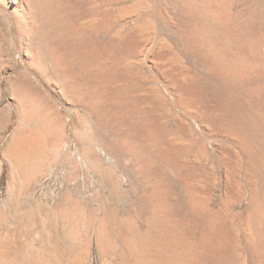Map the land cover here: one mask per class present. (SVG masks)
Listing matches in <instances>:
<instances>
[{
	"label": "rangeland",
	"instance_id": "rangeland-1",
	"mask_svg": "<svg viewBox=\"0 0 264 264\" xmlns=\"http://www.w3.org/2000/svg\"><path fill=\"white\" fill-rule=\"evenodd\" d=\"M22 1L26 15L0 0V112L7 111L0 130V221L6 219L0 238L11 233L12 264L41 262L46 242L58 254L46 264H119L124 238L157 235L152 219L160 214L196 245L217 221L213 249L188 264L259 263L264 0H74L79 24L97 15L105 25L108 67L101 74L90 68L86 78L62 58L76 37L50 18L49 7L61 0ZM129 34L127 44L115 37ZM23 47L43 73L27 67ZM22 106L27 116L18 113ZM224 120L246 145L225 134ZM20 129L35 130L43 146L22 165L6 157ZM12 186L18 203L8 213ZM157 187L161 197L153 194ZM193 197L205 204L200 216L192 213ZM102 228L111 250L98 241ZM260 231L263 244H253Z\"/></svg>",
	"mask_w": 264,
	"mask_h": 264
},
{
	"label": "bare ground",
	"instance_id": "bare-ground-1",
	"mask_svg": "<svg viewBox=\"0 0 264 264\" xmlns=\"http://www.w3.org/2000/svg\"><path fill=\"white\" fill-rule=\"evenodd\" d=\"M5 1L7 3H9L10 5H12V3H13L16 8L22 10L23 11L22 13H25V15H26V10L27 9L25 8L24 2L22 0H5ZM74 4H75L74 0H61L60 4L58 6L55 5V7H51V6L49 7L50 8V14H51L50 18L52 19L53 22L57 23V26H58L59 30L61 32H64V33L70 32L72 35H74L76 37V43H75L73 49L71 48V50H65V53L62 51L63 61L64 60L66 61V59H67V60H69L71 62V64L75 68L77 66L78 69H79V70L76 69L77 72L79 73L78 75L84 74L85 78L87 77L86 74H88V72H90L89 71L90 68H93L96 73H100L101 74L102 71L105 68L107 69V67H108V66L106 67L104 65L103 57H104L105 53H104V48H103L102 41H101V38H102L101 35H102V33H104L103 31L105 30L104 22L97 15H93L91 17H85L84 20L82 21V23L79 24L76 21V19H77L79 14H77V16L74 15V10H75L74 8H76V7H74L75 6ZM70 9L73 10L71 13L69 12ZM121 12H122V9H121ZM80 22H81V20H80ZM115 37L117 38V41L120 42L121 44H127V43L131 42V40H132L130 34L129 35H123V36L119 35L118 37L117 36H115ZM159 51H161V50H159ZM71 52H72V55H71ZM22 54H23L24 61H25V63H26L28 68H30L31 70L37 72L38 74H41V72L43 73V70H44L43 68L44 67H42L41 63L39 62V59H37L35 57V55L33 54V52L29 48L23 47L22 48ZM174 61H175V59H174ZM128 65H130V64H128ZM178 66H180V65H178ZM14 67H16V65ZM123 68H125V67H123ZM69 70H71V69L69 68ZM99 79H101V75H99ZM188 83H189V81H188ZM94 84H95V82H94ZM95 88L97 89L98 92H100L101 86L99 84L95 85ZM103 95H104V93H103ZM22 107L19 108L18 113L20 112V116H22V117L23 116H27L28 114L25 113L24 106H22ZM28 108H29V106H28ZM30 108H32V106ZM6 115H7V111L6 110H3L2 112H0V130L4 127V125L6 123V119H7ZM213 120H214V116H213ZM223 123H224V132H225L226 135L234 134V136L236 135L235 136L236 139L234 137L235 141H237L239 144H241L243 146L247 144L245 136H243L240 133H236L235 134V133L232 132L230 122L224 120ZM19 131L17 130L15 135L11 139V141H10V143L8 145V147L10 149V154L7 151V156L6 157H8V160L10 158V159L16 161L14 163H18V164L22 165L23 161H24V158L27 155H30V154L32 155L33 153L38 151V149H40V145L42 146V144H41L42 141H41V137L39 136V134L37 135L36 133H34L35 130L33 132L32 131L27 132L25 130H21L20 129ZM252 133H254V132H252ZM45 137H47V136L45 135L43 139H45ZM51 137H53V136H51ZM231 138H232V136H231ZM158 148H159V146H158ZM12 160H10V161H12ZM254 171H256V170H254ZM161 188L162 187H160V188L157 187L156 189H154L155 193H153V194L154 195L156 194L157 197H161L163 192H164L163 190H161ZM10 189H11V191L9 193L10 194L9 197H10L12 202H10V204L8 203V205L6 207L8 209V213L9 212L11 213L13 208H15L14 206H16L17 203H18L17 202V196L15 194L16 190L13 189V186ZM63 200H67V199L63 198ZM63 200L60 201L59 205L63 204V202H64ZM169 206L172 207V205H169ZM203 207H205L204 202H202V200H200L198 198H194L193 197V200H192V213L195 214L196 216H200L201 215V211L203 210ZM169 209L170 208L167 207V210H169ZM160 211H162V210H160ZM36 212L37 211H33L32 212L30 223L32 222L33 216L36 214ZM157 212H158V210H157ZM154 216L155 215H153V217ZM155 218H156L155 220L154 219H152V220L154 221L153 223L158 226L157 235H150L149 234L148 238H142L140 240L138 239L139 241H137V242L133 240L134 237L130 238L128 235H127L126 238H124V239H126V244H127V249L126 250L127 251L125 253L123 261H121L120 263L118 262L119 264H188L189 260L200 258L201 256L207 254L208 251L213 249L212 247H214V246H212L213 243H211V242H212L213 239H215L214 238V232H215V229H217V228H214V224L217 225V221H216V223L213 221L211 223V225L207 227L208 230L205 233L204 240L200 244L196 245V243L194 244L193 242H191V241H193L191 238H190L191 239V241H190V239L187 236L188 232H186V230L183 229V231H181L182 233L180 234V232L178 230V227L176 225L175 226L172 225L171 220H170L168 215L167 216H164V215L162 216L160 214V215H157V217H155ZM0 223L2 225L5 224L6 223V219H4V217H3L2 220L0 221ZM151 225H153V224H151ZM103 227H106V226L104 225ZM182 227H184V226H182ZM153 229H154V233H155L156 229L155 228H153ZM150 230H151V228H150ZM262 232L261 231L258 232V235H256V236L253 235L254 239L251 238V235H250V239L251 240L253 239L252 240L253 244H258L260 242L259 239H261L260 237L263 236V233H264V232L263 233ZM109 233L106 230V228H104V229L102 228L101 231L98 234V241H99V243L101 241L105 242L104 244L106 245L107 249L111 250L112 249V242H111ZM216 233H218V231L215 232V234ZM216 235H215V237H216ZM217 237L220 238V236H217ZM217 237H216V240H218ZM216 240H213V241L215 242ZM219 243L222 244L220 241H219ZM45 244H46V246H45L46 249L43 251V258L39 260V261L42 260L41 261L42 263L39 262L37 264H46V261L48 259H49L48 262L50 261V257L53 260L57 258V255H58V254H56L57 251L56 250L51 251V248H50L51 246L49 245L48 242H46ZM260 244H263V241H261ZM13 247H14V245H13V241L11 239V233L8 231L5 234H3L2 237L0 238V264H6V263L12 264V258L11 257H12V254H13ZM217 247H218V245H217ZM262 252L263 251H261V252L259 251V252H257V254H255V255H257L256 257L260 261V262L258 261L259 263H256V264H264V253H262ZM246 260L247 259H245L242 262V264H247ZM81 263H82V261L79 260L77 264H81Z\"/></svg>",
	"mask_w": 264,
	"mask_h": 264
},
{
	"label": "trees",
	"instance_id": "trees-1",
	"mask_svg": "<svg viewBox=\"0 0 264 264\" xmlns=\"http://www.w3.org/2000/svg\"><path fill=\"white\" fill-rule=\"evenodd\" d=\"M3 189H4V187H3V185H2L1 190H3Z\"/></svg>",
	"mask_w": 264,
	"mask_h": 264
}]
</instances>
